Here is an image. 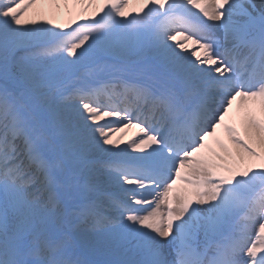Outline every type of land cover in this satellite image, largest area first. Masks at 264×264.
I'll list each match as a JSON object with an SVG mask.
<instances>
[{"label": "snow or ice", "instance_id": "6c2138e0", "mask_svg": "<svg viewBox=\"0 0 264 264\" xmlns=\"http://www.w3.org/2000/svg\"><path fill=\"white\" fill-rule=\"evenodd\" d=\"M0 264H264V0H0Z\"/></svg>", "mask_w": 264, "mask_h": 264}, {"label": "bare ground", "instance_id": "6f19581e", "mask_svg": "<svg viewBox=\"0 0 264 264\" xmlns=\"http://www.w3.org/2000/svg\"><path fill=\"white\" fill-rule=\"evenodd\" d=\"M98 18V17H97ZM57 22H63L62 18L58 19ZM75 25H73L74 27ZM135 129L129 130L128 135L124 137L125 140H128L129 137H131L135 133ZM121 147H123V144H121Z\"/></svg>", "mask_w": 264, "mask_h": 264}]
</instances>
